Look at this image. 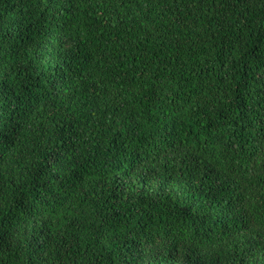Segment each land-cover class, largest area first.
<instances>
[{
    "label": "trees",
    "instance_id": "16d2710c",
    "mask_svg": "<svg viewBox=\"0 0 264 264\" xmlns=\"http://www.w3.org/2000/svg\"><path fill=\"white\" fill-rule=\"evenodd\" d=\"M0 264H264V0H0Z\"/></svg>",
    "mask_w": 264,
    "mask_h": 264
},
{
    "label": "snow or ice",
    "instance_id": "6c2138e0",
    "mask_svg": "<svg viewBox=\"0 0 264 264\" xmlns=\"http://www.w3.org/2000/svg\"><path fill=\"white\" fill-rule=\"evenodd\" d=\"M4 143V141L3 140H0V144H3Z\"/></svg>",
    "mask_w": 264,
    "mask_h": 264
}]
</instances>
